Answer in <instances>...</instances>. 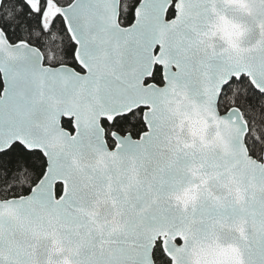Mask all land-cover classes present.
I'll return each instance as SVG.
<instances>
[{"label":"snow or ice","instance_id":"6c2138e0","mask_svg":"<svg viewBox=\"0 0 264 264\" xmlns=\"http://www.w3.org/2000/svg\"><path fill=\"white\" fill-rule=\"evenodd\" d=\"M0 264H264V0H0Z\"/></svg>","mask_w":264,"mask_h":264}]
</instances>
